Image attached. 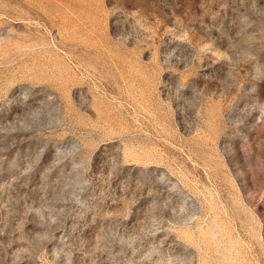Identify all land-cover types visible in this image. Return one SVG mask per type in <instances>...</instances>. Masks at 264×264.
Returning a JSON list of instances; mask_svg holds the SVG:
<instances>
[{"label":"rangeland","instance_id":"374dc122","mask_svg":"<svg viewBox=\"0 0 264 264\" xmlns=\"http://www.w3.org/2000/svg\"><path fill=\"white\" fill-rule=\"evenodd\" d=\"M0 264H264V0H0Z\"/></svg>","mask_w":264,"mask_h":264}]
</instances>
